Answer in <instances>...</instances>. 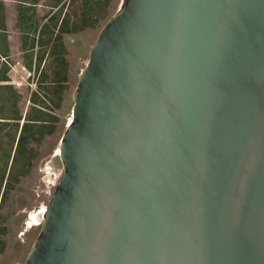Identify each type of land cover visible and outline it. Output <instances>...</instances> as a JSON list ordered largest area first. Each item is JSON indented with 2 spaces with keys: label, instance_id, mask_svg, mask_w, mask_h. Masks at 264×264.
<instances>
[{
  "label": "water",
  "instance_id": "water-1",
  "mask_svg": "<svg viewBox=\"0 0 264 264\" xmlns=\"http://www.w3.org/2000/svg\"><path fill=\"white\" fill-rule=\"evenodd\" d=\"M50 163L26 264H264V0H122Z\"/></svg>",
  "mask_w": 264,
  "mask_h": 264
},
{
  "label": "rangeland",
  "instance_id": "rangeland-1",
  "mask_svg": "<svg viewBox=\"0 0 264 264\" xmlns=\"http://www.w3.org/2000/svg\"><path fill=\"white\" fill-rule=\"evenodd\" d=\"M95 2L98 9L102 7L98 14L99 17H102L105 8V18L101 19L95 27L89 26L82 31L63 35V44L66 49L64 58L67 81L59 106L51 101V99H56L55 95L50 93L46 95L43 90L39 89V84L31 79L34 77L33 74L22 78V82L13 79V84L19 86L18 90L22 95L20 108L23 116L32 106V92L40 90L41 97L45 98L50 106V109L47 110L55 116V119L52 122L54 132L45 136L38 145L32 146L34 149L32 154L24 155L20 152L14 163L15 151L11 157L7 173L14 164L12 174L14 179L17 178V181L11 182L8 197L3 202L1 209L5 221L0 220V241L5 242L6 246L5 250L0 253V264H26L28 254L42 229V224L33 220L34 216L39 211L46 210L59 180L56 174L47 173L48 163L58 151L66 127L72 119L74 94L80 75L89 62L91 50L103 28L119 10L122 0H95ZM66 5V10L72 19L80 21L82 0H68ZM45 69L49 74L52 73L51 56L48 58ZM15 73L18 77L21 74L18 71ZM53 79V76L50 75L46 78L43 86H54L50 83ZM1 136L2 134H0V166L6 160L3 150L10 148L9 141ZM29 222L32 224L31 227H28Z\"/></svg>",
  "mask_w": 264,
  "mask_h": 264
},
{
  "label": "trees",
  "instance_id": "trees-1",
  "mask_svg": "<svg viewBox=\"0 0 264 264\" xmlns=\"http://www.w3.org/2000/svg\"><path fill=\"white\" fill-rule=\"evenodd\" d=\"M28 1L30 3H37ZM64 1L60 8V15L51 16L48 23H46L40 32V37L38 40V45L41 47L37 52H35L36 46V32L39 28L35 20L29 21L23 12L21 15V22L29 23L28 30H23L25 33L24 37L29 38L30 31H33V38L29 46L24 45L26 53L25 66L29 70H34L35 73H39V89L47 95L50 93L56 96V99H51V101L59 106L62 93L65 88V83L67 81V69L66 61L64 58L65 45L63 44V35L69 33H75L84 30L86 27H95L97 23L105 18V8L103 9L102 17H99V12L102 10L95 6V0H82V9L80 15V21L73 20L68 12L64 13V17L60 20L61 13L65 9V0H50L51 7L56 8ZM1 4V3H0ZM94 4V5H93ZM27 8L26 6H23ZM23 16V17H22ZM56 29L58 32L56 33ZM5 15L3 12V6L1 4L0 9V36L1 43L5 47L0 46V54L8 56V41L7 35L5 33ZM49 47V49H47ZM44 48V50H42ZM46 57H52V73L49 74L46 69L42 68L43 61ZM9 68L3 71V79L8 80L6 72ZM50 75L53 76V80L50 81L54 86L44 87L43 84L46 82V78ZM2 94H0V134L9 141V149L3 150V156L6 160L0 166V220L5 221L2 216L1 209L3 207V202L6 200L9 194V188L11 182L17 181V178H13L12 170L13 165L7 173L9 164L11 162V157L15 151L13 163L17 155L22 152V154H29L33 152V147L38 145L40 141L47 135L54 132V126L52 124L55 116L51 114L48 110L50 106L45 98L41 97L40 90L32 92L31 102L32 106L25 116L20 112L18 103L21 100V95H19L11 85H3L0 88ZM48 109V110H47ZM33 146V147H32ZM8 174V176H7ZM6 231V228H4ZM3 229V230H4ZM4 231V233H5ZM5 242L0 241V253L5 250Z\"/></svg>",
  "mask_w": 264,
  "mask_h": 264
},
{
  "label": "crops",
  "instance_id": "crops-1",
  "mask_svg": "<svg viewBox=\"0 0 264 264\" xmlns=\"http://www.w3.org/2000/svg\"><path fill=\"white\" fill-rule=\"evenodd\" d=\"M28 1L34 2L33 0H0V3L3 6V12L5 15V24H6V30L5 33L7 35V41H8V56H4L0 54V88L3 85H11L13 86V89L21 95L20 91L18 90L19 86H15L13 84V79L17 80L19 82H22V78H25L26 76L33 74L34 77L31 78L33 81H36L37 84H39V73H35L34 70H29L25 66V59H26V53L24 45L27 44V46L30 45L31 40L33 38V31H30L29 38L24 37L25 33L23 30H28L29 23H23L21 22V15L20 13L23 12L24 15H26V18L29 19V21L35 20V23L38 24L39 28L36 32V46H35V52H37L41 47L38 45V40L40 37V32L43 26L48 23L51 16L60 15V8L63 5L64 1L56 8L51 7L50 0H37V3H30ZM65 2H68V0H65ZM0 4V9H1ZM23 6H26L27 8H24ZM66 4L65 9L61 13L60 20L63 19L64 13L68 12L66 10ZM23 17V16H22ZM1 32V31H0ZM58 32V29H56V33ZM1 40V36H0ZM0 46L5 48L1 41ZM44 50V48H42ZM48 61V57L45 56V59L43 61L42 68L45 69L46 64ZM8 69L6 72V76L8 77V80L3 79V70ZM15 71H18L21 73L19 77L15 75ZM27 73V74H26ZM32 77V75H31ZM0 94H2V90L0 89ZM22 99V95H21ZM21 101V100H20ZM20 101L18 103V107L20 109V112L23 114L20 108Z\"/></svg>",
  "mask_w": 264,
  "mask_h": 264
},
{
  "label": "bare ground",
  "instance_id": "bare-ground-1",
  "mask_svg": "<svg viewBox=\"0 0 264 264\" xmlns=\"http://www.w3.org/2000/svg\"><path fill=\"white\" fill-rule=\"evenodd\" d=\"M72 120V119H71ZM71 122V121H70ZM59 153V149H58V151H56V153L55 154H58ZM47 168H48V174H56V176H57V178L59 179L60 178V174H61V172H62V170H61V168H57V166H54L52 163H50V161H49V163H48V166H47ZM46 210H47V208H46ZM46 210H44V211H41L40 213H38V214H36L35 216H34V221L36 222V223H40V224H42V220H43V217H44V214H45V212H46ZM36 225V224H35ZM32 226V224H31V222H29L28 223V227H31Z\"/></svg>",
  "mask_w": 264,
  "mask_h": 264
},
{
  "label": "flooded vegetation",
  "instance_id": "flooded-vegetation-1",
  "mask_svg": "<svg viewBox=\"0 0 264 264\" xmlns=\"http://www.w3.org/2000/svg\"><path fill=\"white\" fill-rule=\"evenodd\" d=\"M47 173H48V168H47ZM52 174H53V173H52ZM41 211H42V210H41ZM41 211H39L38 213H40ZM38 213H37V214H38Z\"/></svg>",
  "mask_w": 264,
  "mask_h": 264
}]
</instances>
